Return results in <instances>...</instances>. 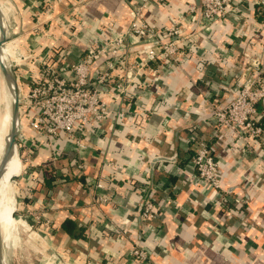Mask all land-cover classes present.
Here are the masks:
<instances>
[{
  "label": "crops",
  "instance_id": "crops-1",
  "mask_svg": "<svg viewBox=\"0 0 264 264\" xmlns=\"http://www.w3.org/2000/svg\"><path fill=\"white\" fill-rule=\"evenodd\" d=\"M140 1L0 0L11 32L8 44L30 56L15 72L18 84L29 77L27 64L35 70L32 59L54 42L72 62L83 53V43L99 46L123 33L131 7ZM189 3L199 7L200 0H150L142 17L171 26ZM234 7L205 37L196 24L183 27L181 37L191 39L192 48L182 68L153 63L133 96L116 99L107 87L102 91L110 116L84 140L89 146L79 160L81 171L62 135L48 148L40 141L28 158L21 150L26 165L19 204L41 210L42 221L48 220L38 235L51 264H264V145L252 143L256 150L249 153L238 150L228 132L216 134L206 123L212 107L236 95L255 55L264 75V28L254 26L261 17L247 0ZM128 45L132 59L139 44ZM105 61L92 62L90 70ZM19 108V129L33 139L28 113ZM196 141L208 143L220 164L219 194L228 197L226 203L189 171ZM96 182L103 188L93 189ZM98 196L107 201L98 203ZM145 198L157 213L150 220L138 211ZM66 220L74 225L71 235L62 228ZM136 246L148 251L145 262L132 257Z\"/></svg>",
  "mask_w": 264,
  "mask_h": 264
},
{
  "label": "built area",
  "instance_id": "built-area-1",
  "mask_svg": "<svg viewBox=\"0 0 264 264\" xmlns=\"http://www.w3.org/2000/svg\"><path fill=\"white\" fill-rule=\"evenodd\" d=\"M149 1L141 0L136 7H131V21L123 33L115 34L99 46L83 43V53L76 60L67 62L60 44L54 42L44 50L43 55L32 59L35 70L27 64L29 77L26 82L19 85L18 79L16 80L19 106L25 107L28 113L27 127L34 133L33 139H28L20 129L17 135L19 149L25 151L26 158L33 154V148L40 141L48 148L58 135H62L70 142L76 155L73 165L81 171L83 163L79 160L82 152L89 146L84 140L92 135V129H99L110 116V107L99 88L107 87L116 99L127 93L133 96L136 84L146 70H151L153 63L159 62L167 69L182 68L185 56L192 48V40L181 37L183 27L190 23L196 24L205 37L240 2L200 0L199 7L195 3H189L186 11L173 25L158 27L142 17V11ZM247 1L256 7L261 17V21L254 22L256 30H261L264 28V0ZM62 21L68 24V21ZM63 29L71 39L81 41L68 27ZM239 32L236 29L235 34L239 35ZM129 42L139 44L132 59ZM13 54L17 56L13 59L15 68L25 65L26 59L30 57L25 56L20 49H15ZM101 58H105V66L99 65L95 71H91L92 62ZM250 68L252 70L242 76L236 95L226 105L212 107L206 119L207 125L216 134L220 131L228 132L234 147L248 153L256 150L252 143L264 145V75L259 67L258 55H255L247 70ZM108 167L115 169L111 164ZM189 171L196 183L216 192L220 201L226 203L228 197L219 194L220 164L208 143H194ZM92 188L101 189L103 185L96 182ZM96 201L105 203L107 200L98 196ZM138 211L144 220L153 219L157 215L148 198L139 203ZM39 212L28 216L33 220L42 218L41 210ZM131 255L138 262H145L149 258L148 251L137 246L132 249Z\"/></svg>",
  "mask_w": 264,
  "mask_h": 264
},
{
  "label": "rangeland",
  "instance_id": "rangeland-1",
  "mask_svg": "<svg viewBox=\"0 0 264 264\" xmlns=\"http://www.w3.org/2000/svg\"><path fill=\"white\" fill-rule=\"evenodd\" d=\"M5 46L8 47L10 51L9 53L14 56L13 59H16L17 56L13 54L15 49H12L8 42L5 43ZM8 64L15 76L17 68H15L14 62L11 60L10 56L8 57ZM1 79L2 76L0 73V115L3 109ZM16 149L21 164V170L17 177L12 179L13 185L11 194L14 208V218L18 220V223L15 224L14 228H12L8 246H6V242L4 244L2 243V252L5 260L7 259L8 264H51V255L46 252V249L42 248L41 236L38 235V229H42L40 228L42 227V224H44V227H49V223L46 222L47 220L42 221V218L34 220L30 219L28 215L30 213L38 214L40 213L39 210L26 209V207L21 208V205L19 204V197H21L22 189L20 187V178L22 171L25 168L26 161L23 156H21V149H19L18 143L16 144ZM33 196L34 195H31V198H33Z\"/></svg>",
  "mask_w": 264,
  "mask_h": 264
},
{
  "label": "bare ground",
  "instance_id": "bare-ground-1",
  "mask_svg": "<svg viewBox=\"0 0 264 264\" xmlns=\"http://www.w3.org/2000/svg\"><path fill=\"white\" fill-rule=\"evenodd\" d=\"M0 10L3 12V16L6 19L7 25V34H8V24H7V15L5 11L1 8ZM5 25V26H6ZM9 49L7 46H3L0 50V60L6 65L8 64V57L10 56L13 61V56L9 53ZM15 59V58H14ZM1 89H2V100H3V109L0 115V159L2 157L4 151V139L7 133L10 130V111H9V100H10V91L6 87V83H4L3 78L1 79ZM21 170V164L18 157L17 149H13L8 161L5 164L4 169L0 175V230L2 234V243L6 242V246H8L10 241V235L12 228L15 227V224L18 223V220L12 217V213L14 212L13 201H12V179L17 177ZM2 263L8 264L7 259L5 260L4 255L2 256Z\"/></svg>",
  "mask_w": 264,
  "mask_h": 264
},
{
  "label": "water",
  "instance_id": "water-1",
  "mask_svg": "<svg viewBox=\"0 0 264 264\" xmlns=\"http://www.w3.org/2000/svg\"><path fill=\"white\" fill-rule=\"evenodd\" d=\"M6 19L3 16L2 11L0 10V50L2 47L9 41L11 38L10 30H8L7 34V25ZM0 73L3 78L4 83H6V87L10 91V100H9V111H10V130L7 133L4 139V151L2 157L0 159V175L2 170L5 167L8 158L10 157L13 149L16 148L17 144V135L19 132L20 125V116H19V99L17 93V81L16 77L13 75L10 67L0 60ZM100 91H104V87L99 88ZM159 162V161H156ZM162 162V161H161ZM15 178V177H14ZM12 217H14V213H12ZM2 238H1V230H0V264L2 263Z\"/></svg>",
  "mask_w": 264,
  "mask_h": 264
},
{
  "label": "trees",
  "instance_id": "trees-1",
  "mask_svg": "<svg viewBox=\"0 0 264 264\" xmlns=\"http://www.w3.org/2000/svg\"><path fill=\"white\" fill-rule=\"evenodd\" d=\"M62 228L63 230L68 233V234H73V229H74V225L70 222V221H65L63 224H62Z\"/></svg>",
  "mask_w": 264,
  "mask_h": 264
}]
</instances>
